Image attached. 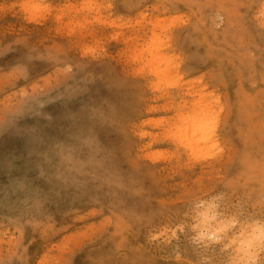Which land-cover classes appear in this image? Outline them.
<instances>
[{
  "label": "rangeland",
  "instance_id": "374dc122",
  "mask_svg": "<svg viewBox=\"0 0 264 264\" xmlns=\"http://www.w3.org/2000/svg\"><path fill=\"white\" fill-rule=\"evenodd\" d=\"M263 9L0 0V264H264Z\"/></svg>",
  "mask_w": 264,
  "mask_h": 264
},
{
  "label": "bare ground",
  "instance_id": "6f19581e",
  "mask_svg": "<svg viewBox=\"0 0 264 264\" xmlns=\"http://www.w3.org/2000/svg\"><path fill=\"white\" fill-rule=\"evenodd\" d=\"M263 12H264V9H263ZM153 25V24H152ZM131 37V36H130ZM136 38H138V37H136ZM133 39V38H132ZM135 40V39H134ZM140 43V42H139ZM136 44H138V41H137V43ZM142 45V44H141ZM141 45H139L140 46V48H135L134 47V49H132L133 50V53H134V51H135V54L134 55H136L137 57H139L140 58V60L141 59H143V57H145L144 56V53L147 51V52H149V54L151 55V57H149V61L150 62H152V60H153V62L152 63H155V61H159V60H161V61H165L166 63H167V66H166V70L165 71H170L171 69H170V67H171V65L174 63V66H176L175 65V62H172V64H169V63H171V60H173V56H171V55H168L169 54V52L168 53H166V54H164V55H160L159 57H158V55L157 54H154L153 53V50H152V48L150 49L149 47L147 48V49H145L144 48V46L143 47H141ZM133 46V45H132ZM146 47H147V45H146ZM172 57V59L170 58L169 59V57ZM146 59V58H145ZM163 59H165V60H163ZM169 65H170V67H169ZM146 66V65H145ZM173 66V65H172ZM150 72H153L152 74H154V69L152 68H150ZM176 70H178V69H176ZM177 72V71H176ZM156 73V72H155ZM167 73V72H166ZM173 75H175V74H173ZM175 79V78H174ZM177 79V78H176ZM175 79V80H176ZM172 83V82H171ZM170 83V84H171ZM178 83V82H177ZM173 84V83H172ZM180 84V83H179ZM188 86V85H187ZM190 86V85H189ZM187 92V91H186ZM192 92H194V91H192ZM197 92V91H196ZM196 92H194V93H196ZM188 93H189V91H188ZM193 93V94H194ZM190 94H192V93H190ZM192 107H194V104H193V106ZM189 108V107H188ZM196 109V110H195ZM191 110V109H190ZM206 112H207V110H204L203 108H202V110H200V109H198L197 107L196 108H193L192 110H191V112L190 113H188V115H186V114H184V113H182V112H180V113H178V118L180 119L181 118V120L184 122V121H186V123L185 124H188V129L189 128H191V129H193V131L194 130H197V134H201V135H203V137L205 138L206 137V134L205 133H203V129H204V126H205V124L206 123H204L205 121H206V119H207V115H206ZM183 114V115H182ZM178 119V120H179ZM180 121V120H179ZM182 121H180L181 123H182ZM182 125H184L183 123H182ZM186 128V127H185ZM180 131H182V130H184L183 128H180L179 129Z\"/></svg>",
  "mask_w": 264,
  "mask_h": 264
}]
</instances>
